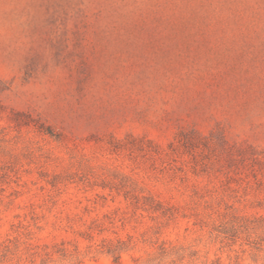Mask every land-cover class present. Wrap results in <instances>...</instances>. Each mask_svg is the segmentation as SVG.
<instances>
[{"label": "rangeland", "instance_id": "374dc122", "mask_svg": "<svg viewBox=\"0 0 264 264\" xmlns=\"http://www.w3.org/2000/svg\"><path fill=\"white\" fill-rule=\"evenodd\" d=\"M0 264H264V0H0Z\"/></svg>", "mask_w": 264, "mask_h": 264}, {"label": "trees", "instance_id": "16d2710c", "mask_svg": "<svg viewBox=\"0 0 264 264\" xmlns=\"http://www.w3.org/2000/svg\"><path fill=\"white\" fill-rule=\"evenodd\" d=\"M248 224L246 222L242 224H238L237 228L234 226H228V227H222L220 229H217L216 232L220 235H223V237L227 240H233L237 237V233L239 232L238 229L248 230Z\"/></svg>", "mask_w": 264, "mask_h": 264}]
</instances>
